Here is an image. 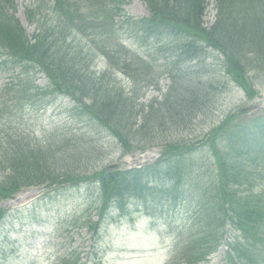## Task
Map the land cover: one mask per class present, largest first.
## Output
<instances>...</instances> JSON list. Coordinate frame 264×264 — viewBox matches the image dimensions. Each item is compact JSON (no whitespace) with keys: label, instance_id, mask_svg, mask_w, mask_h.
I'll use <instances>...</instances> for the list:
<instances>
[{"label":"trees","instance_id":"1","mask_svg":"<svg viewBox=\"0 0 264 264\" xmlns=\"http://www.w3.org/2000/svg\"><path fill=\"white\" fill-rule=\"evenodd\" d=\"M113 1L50 0V7L55 9L60 17L90 27L91 30L87 33L93 42H99L97 49L108 59V70L121 71L126 75L132 71L129 63L134 58L128 56L120 45H108L106 39L111 36L107 34L106 38L102 30L105 23L111 34L114 31L115 23L110 22L111 19L106 15L108 9L115 7ZM145 2L150 11L152 10L151 17L145 21H137L138 25L150 33L148 26L155 22L166 27L171 38L176 41L180 38L177 43L179 53L176 63L199 58L201 51L198 50L202 48L195 46L196 38L205 40L208 45L225 52L231 79L242 85L249 97H253L249 73L254 72L253 77L256 71L264 73V13L260 0H218L219 5L224 4L220 16L211 28L212 34H204L200 28L204 9L202 0ZM108 4L112 6L109 7ZM98 7L102 11L99 16L94 13ZM221 13L224 14L223 18ZM9 18L7 12H0L3 70L9 68L7 71L11 76L16 69L20 72L16 74V82L11 81L0 88V99L6 98L0 100L2 105L8 101L18 105L25 104L31 97L28 94L30 91L43 95L40 91L42 89L33 86L32 80L35 66L40 67L49 78L45 94L59 92L69 96L78 104L75 109L81 111L84 117L99 128L106 129L127 151L139 146L143 135H158L166 123L171 126L184 123L185 118L196 116L195 113L205 106L204 102L211 101L208 92L204 95L203 104L202 98L198 99L200 96L196 97L195 94L194 81L203 76L198 75L194 69L180 75V68L177 67L162 100H153L149 105L143 106L135 100L136 98L125 94L124 89H120L116 82L101 84L96 70L90 67L95 55L85 59L80 56L83 51L77 52L75 48H68L66 36L67 31L74 29L73 23H67L66 26L55 21L54 25L45 23L39 33L32 34L33 42H30L24 31ZM101 20L104 23L99 26ZM95 29L98 31L94 32ZM128 68L130 72H127ZM109 75L106 74L105 77ZM83 98L89 103H84ZM190 100H195V103H190ZM244 113L245 110L239 109L228 114L223 122L209 130L202 141L207 145L210 159H214L217 170L216 182L204 184L211 188L216 202V208L211 211L212 218L207 220L211 224L213 217L225 218L235 230H239L240 239L243 240L231 244L233 254L229 260H233V257L244 260L247 255L251 257L248 250L253 251L252 258H256L260 255L258 247L261 244L264 247V184L252 182L264 181V115L253 120L245 118L244 121H237L236 118H241ZM9 116V113L0 116V200L16 188L27 184L29 178L51 181L57 179V173L48 168L52 157L40 152V149L36 152L30 140L26 141L28 137L23 136L14 124L10 132L5 131L6 127L1 123L6 118L11 122ZM60 139L44 138L43 142L35 140L34 143L52 149L53 142L61 141ZM165 147L173 159L162 164L124 171L105 165L88 175L66 172L68 176L64 175V178L72 183H97L102 196L100 214L112 207L121 210L128 198L143 201L151 176L155 182L169 180L173 183L176 179V183L180 182L182 177L178 176L179 169L184 172L180 157L189 153L194 146L190 145L186 153L173 150L171 143H166ZM175 148L178 149V146ZM209 199L211 201V198ZM1 213L0 209V215ZM217 241L218 239L214 238L215 244ZM206 252L208 251L205 250L204 253ZM253 262L254 260L250 264Z\"/></svg>","mask_w":264,"mask_h":264},{"label":"rangeland","instance_id":"2","mask_svg":"<svg viewBox=\"0 0 264 264\" xmlns=\"http://www.w3.org/2000/svg\"><path fill=\"white\" fill-rule=\"evenodd\" d=\"M206 2L203 20L206 25L210 24V34H212L211 27L218 17H215L217 5L214 0H206ZM16 4L17 17L30 34V27L25 22L23 5L20 0H16ZM126 12L133 17L147 15L145 5L140 0H128ZM221 17H224L223 13ZM246 19L248 28V18ZM119 27L125 43L133 42L134 39L128 38L127 30L134 25L126 23ZM78 43L75 40L71 47L77 52L83 50L80 56L88 59L87 52H90L86 49L89 47L88 43L80 42L84 48ZM139 43H141L139 47L141 52L147 57V66H161L164 61L162 59L164 51L160 49V46L153 42L144 52L141 48L143 42L139 41ZM91 46L96 48L94 43H91ZM204 55L206 60L199 72L205 71L213 76L210 82H213L214 87L209 90H204V86L194 88L197 96H200L198 99L202 98V104L207 92L211 101L204 102L205 106L195 113L196 116L191 115L185 118L184 123H179L177 126L166 123L153 140L156 145L148 147L144 152L134 147L132 151L124 153V149L112 135L91 125L88 121L81 122L75 113H70V120L64 121L68 111H62L66 103L61 99L55 102L37 98L38 103H27L25 105L27 109L22 112L24 124L28 125L27 132L33 131L32 134L40 136L37 133L40 128H49L55 124L63 125L56 131L58 135L56 137L61 138V141H54L52 149L47 152V155L53 158L49 164L55 171L65 170L64 172L74 174L84 172L92 174L105 165L114 166L115 170L119 171L135 167L136 164L144 165L159 156L162 150L161 143L185 144L184 150L189 148V144H195L193 159L190 161L192 166L185 168L186 184L192 182V187L196 184L200 185L201 182L211 178V168L205 160L209 155L207 149L201 146L202 143L199 140L235 108L249 107L248 112L252 116L264 110L263 79L254 80L259 84L257 85L259 97L250 101L225 73L223 56L209 48H206ZM102 60L100 57L95 58L92 68L100 69ZM127 72H130V69ZM258 73L261 74V72ZM3 75V73L0 74V84L4 81ZM115 77L122 84V87L118 86L120 89L126 88L127 92L132 90V95L138 97L131 88L132 79L124 74H116ZM168 79L166 73L160 77L161 91H155L151 86L146 91L145 88H141L138 94H144L140 101L147 103L152 97H159L161 92L165 91ZM46 81L43 74L35 75L34 83L39 87H43ZM191 102L195 103V100H190ZM33 129H36V133ZM59 175L61 177L62 173ZM147 192L149 194V191ZM153 192L155 200H166L173 191L171 192L166 185H161L153 189ZM33 193L34 195L30 196ZM42 195V186L32 187L19 192L12 199L7 198L0 202V208L8 209L7 216L0 226V264H54L69 240H71L70 244L75 246L83 244V249L80 251L81 264H95V261L96 264H163L167 260L172 243L180 237L181 231L189 228L194 222H197L199 226L203 225L202 218L191 212L187 206L191 203L195 205L202 200L198 197H189L184 200L185 207L172 209L153 222L142 215L132 213L122 219L116 218L117 221L104 223L103 236L98 239L96 246L92 230L87 223V216H90V222L99 219L100 194L96 185H82L67 189L60 195L40 199ZM218 224L219 222L214 223L213 226ZM218 230V234H225L224 239L228 242H232L237 236V232L233 231L226 220ZM183 236H186V232ZM191 244L192 247H187L186 250L197 248L194 240ZM224 244L222 246H225ZM224 250L220 248L208 258L205 264H222Z\"/></svg>","mask_w":264,"mask_h":264}]
</instances>
